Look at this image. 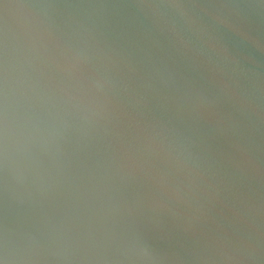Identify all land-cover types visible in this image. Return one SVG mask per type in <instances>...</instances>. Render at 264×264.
Returning a JSON list of instances; mask_svg holds the SVG:
<instances>
[{"label":"water","instance_id":"water-1","mask_svg":"<svg viewBox=\"0 0 264 264\" xmlns=\"http://www.w3.org/2000/svg\"><path fill=\"white\" fill-rule=\"evenodd\" d=\"M0 264H264V0H0Z\"/></svg>","mask_w":264,"mask_h":264}]
</instances>
